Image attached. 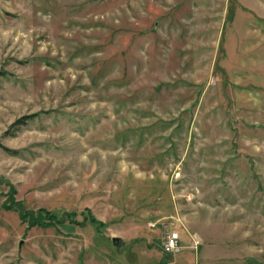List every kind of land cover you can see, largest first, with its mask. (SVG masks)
Listing matches in <instances>:
<instances>
[{
	"label": "rangeland",
	"instance_id": "374dc122",
	"mask_svg": "<svg viewBox=\"0 0 264 264\" xmlns=\"http://www.w3.org/2000/svg\"><path fill=\"white\" fill-rule=\"evenodd\" d=\"M0 264H264V0H0Z\"/></svg>",
	"mask_w": 264,
	"mask_h": 264
},
{
	"label": "built area",
	"instance_id": "2783aa9c",
	"mask_svg": "<svg viewBox=\"0 0 264 264\" xmlns=\"http://www.w3.org/2000/svg\"><path fill=\"white\" fill-rule=\"evenodd\" d=\"M153 226H156L153 224ZM181 233L178 231H169L167 237L162 243V249L167 254H176L181 251ZM198 236H193V241L198 244Z\"/></svg>",
	"mask_w": 264,
	"mask_h": 264
},
{
	"label": "trees",
	"instance_id": "16d2710c",
	"mask_svg": "<svg viewBox=\"0 0 264 264\" xmlns=\"http://www.w3.org/2000/svg\"><path fill=\"white\" fill-rule=\"evenodd\" d=\"M10 202H11V204H9L10 206L9 205L8 206L9 207H16L19 210L22 219L27 218V217H28V219H32L33 218V216H32L33 212H31L30 210H27L19 201H16L15 199H12V200H10ZM94 221H95V219H94ZM31 223L35 224L34 220H32Z\"/></svg>",
	"mask_w": 264,
	"mask_h": 264
},
{
	"label": "water",
	"instance_id": "95a60500",
	"mask_svg": "<svg viewBox=\"0 0 264 264\" xmlns=\"http://www.w3.org/2000/svg\"><path fill=\"white\" fill-rule=\"evenodd\" d=\"M112 241L115 243V244H119L121 242V238L119 237H112Z\"/></svg>",
	"mask_w": 264,
	"mask_h": 264
}]
</instances>
